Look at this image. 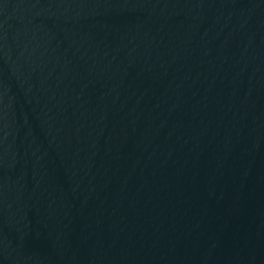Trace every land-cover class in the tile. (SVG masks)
<instances>
[{"label":"water","instance_id":"95a60500","mask_svg":"<svg viewBox=\"0 0 264 264\" xmlns=\"http://www.w3.org/2000/svg\"><path fill=\"white\" fill-rule=\"evenodd\" d=\"M0 264H264V0H0Z\"/></svg>","mask_w":264,"mask_h":264}]
</instances>
